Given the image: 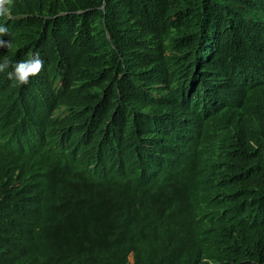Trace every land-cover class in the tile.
Listing matches in <instances>:
<instances>
[{
  "label": "trees",
  "instance_id": "16d2710c",
  "mask_svg": "<svg viewBox=\"0 0 264 264\" xmlns=\"http://www.w3.org/2000/svg\"><path fill=\"white\" fill-rule=\"evenodd\" d=\"M5 7L0 264H264V0Z\"/></svg>",
  "mask_w": 264,
  "mask_h": 264
},
{
  "label": "clouds",
  "instance_id": "9594fccd",
  "mask_svg": "<svg viewBox=\"0 0 264 264\" xmlns=\"http://www.w3.org/2000/svg\"><path fill=\"white\" fill-rule=\"evenodd\" d=\"M11 3V0H0V16L9 15V8L5 7ZM11 33L6 25L0 24V49H11L13 47L11 39H4V37H11ZM11 68V71L8 69ZM44 70V61L40 57L39 53L30 54L29 58L25 60H20L15 64L4 56L0 59V73L7 71V77L9 80L18 83L19 85H26L30 82L31 78L38 76ZM247 81L244 80H233L229 85L230 91L233 93V97L228 98L229 100L223 104L224 106L231 105L229 103L237 102L240 99L241 95V86L247 84ZM134 255V252L132 253ZM131 255V254H130ZM130 264L131 263L129 259Z\"/></svg>",
  "mask_w": 264,
  "mask_h": 264
},
{
  "label": "rangeland",
  "instance_id": "374dc122",
  "mask_svg": "<svg viewBox=\"0 0 264 264\" xmlns=\"http://www.w3.org/2000/svg\"><path fill=\"white\" fill-rule=\"evenodd\" d=\"M133 259H134V255L131 253V255H130V261H131V263H133Z\"/></svg>",
  "mask_w": 264,
  "mask_h": 264
},
{
  "label": "bare ground",
  "instance_id": "6f19581e",
  "mask_svg": "<svg viewBox=\"0 0 264 264\" xmlns=\"http://www.w3.org/2000/svg\"><path fill=\"white\" fill-rule=\"evenodd\" d=\"M50 84V83H49ZM94 181V180H93Z\"/></svg>",
  "mask_w": 264,
  "mask_h": 264
}]
</instances>
